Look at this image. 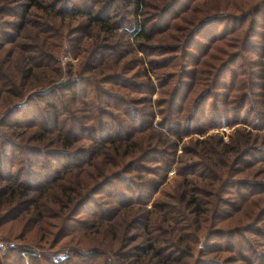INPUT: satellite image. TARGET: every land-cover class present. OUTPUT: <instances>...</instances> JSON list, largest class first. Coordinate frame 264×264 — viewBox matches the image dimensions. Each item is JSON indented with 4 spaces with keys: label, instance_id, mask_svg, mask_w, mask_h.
Wrapping results in <instances>:
<instances>
[{
    "label": "rangeland",
    "instance_id": "374dc122",
    "mask_svg": "<svg viewBox=\"0 0 264 264\" xmlns=\"http://www.w3.org/2000/svg\"><path fill=\"white\" fill-rule=\"evenodd\" d=\"M119 1L120 17L127 0ZM168 1L146 0L133 21L126 20L129 14L120 17L123 26L112 33L119 36L145 22L151 38L137 44L129 34L134 53L127 56L132 58L127 72L107 84L104 76L118 64L111 56L110 65L86 58L93 36L75 33L71 18H50L43 9L23 16L26 38L16 41L41 45L43 34L37 31L47 29L43 21L54 25L44 46L51 67L60 66L53 82L78 65L92 81L78 86V101L65 99L59 129L42 136L34 128L35 103L13 114L16 104L25 103V97L12 94L20 71L11 59L18 47L6 40L16 32L8 27L16 16L0 21L1 30H9L0 32V110L5 106L0 119L6 115L17 129L26 128L14 136L23 140L19 148L0 144V264H103L106 254L117 264H264V0H175L165 10ZM6 5L17 13L14 0H0V10ZM42 70L30 78L26 93L47 87ZM0 129L2 136L6 128ZM171 141L174 163L167 165ZM63 142L73 156L51 158L20 148ZM155 145L160 152L146 150ZM234 146H239L235 155ZM129 159L140 161L134 175L124 170ZM65 164L80 165L57 177ZM48 168L54 169L51 183L41 180ZM103 176L110 178L95 201L81 208L80 194L66 206L73 180L87 183L83 192ZM135 180L146 184L138 190ZM190 197L203 210L192 212ZM136 198L140 201L128 202ZM147 237L157 249L139 251L135 245Z\"/></svg>",
    "mask_w": 264,
    "mask_h": 264
},
{
    "label": "trees",
    "instance_id": "16d2710c",
    "mask_svg": "<svg viewBox=\"0 0 264 264\" xmlns=\"http://www.w3.org/2000/svg\"><path fill=\"white\" fill-rule=\"evenodd\" d=\"M117 1L120 2L119 0H55L51 2H44L42 0H14L15 6L18 8L17 13L14 11H7L9 10L7 5L4 7L3 11L0 10V14L2 15V18L0 21H2L3 18L5 20H8L5 15L11 14L16 16L14 20H11L10 25V30L12 28L13 31L16 32H11L9 35V39H6L10 44H14L15 46L18 47V52L17 54L11 59V61L15 64L16 68L19 72L18 77L16 76L13 78L12 81V87L14 86L16 88V91L13 90V95L17 99H21L25 97V100L23 104H16L15 106L17 108L14 109L13 114L15 113H22L24 110H26V105L29 104V102L35 103L34 105L38 108L37 114L39 120L36 124V127L40 130L39 135L42 136L44 132L51 131L50 128L56 130L59 129L57 125L60 123L61 119V105L65 103V99L70 100V102H75L78 101L77 99V93H78V86L83 83H87L88 85L92 84V81L85 79L82 77V72L80 70V66L76 67H69L68 68V76L67 78L58 81V82H53L56 80L59 76V68L58 67H51V60L50 56L51 54L49 51L44 47L45 44L46 46H49V43H46L47 37L45 34H48L51 29L54 28L53 23L49 22L50 19H46L43 21V26H46L47 29H38V34H43V39L42 42L43 44L37 45L32 42H27V41H16V38H26V34H24L23 29L26 28L27 22L24 23L23 16L26 13H32L30 10L31 9H43L44 12L48 13L50 18H59L61 19H72V23L75 31V33L78 31H81L85 38L87 36H93V39H90L87 41V45L85 48L86 54L88 53L86 58H91L92 56H95V61L94 64L97 62L101 63H107L110 65L109 59L114 60L118 64V68H114L109 72V75H105V83H110L115 80V78H118L119 74L127 72L124 70V66L128 67V62L132 59L131 57H127L129 54L134 53V47L132 43L130 42L129 34L134 37V41L138 44L141 39L144 38H151L149 33H151L148 29H146L145 22H143L141 27L133 25L130 26L131 32L125 33L122 32L119 36L115 33H112V29L117 26H123L122 24L119 25V20L121 19L120 17L126 15L127 21H131L132 19L131 16L134 15V13L137 12L138 8L140 7L141 4L145 3L146 0H127V6L126 8H122V15L119 17V9L117 7ZM168 7L165 10H170L171 6L176 2L175 0H169L168 1ZM125 12V14H124ZM170 12V11H169ZM163 14V13H162ZM62 16V17H61ZM133 21V20H132ZM0 27V32H3L5 35L9 33V30L4 29L1 30L2 28V23ZM140 24V23H136ZM51 28V29H50ZM128 29V27L126 28ZM59 34H62V31L59 30ZM14 33V34H13ZM110 33V34H109ZM125 33V35L123 34ZM60 36V35H57ZM256 36H258L256 34ZM113 38L115 40H113ZM20 40V39H19ZM121 41V42H119ZM119 47H117V45ZM2 48V46L0 47ZM121 49V50H120ZM108 56H111V58L108 59ZM132 56V55H131ZM104 57V58H103ZM85 61V58H84ZM84 63V62H83ZM140 64H143V61L141 59ZM144 65V64H143ZM54 66V65H53ZM95 65L92 66V68L89 71H92ZM38 69H43L42 72H44L43 76V82L47 85V87H42V89L38 90H33L30 93H26L28 89L30 88V78L34 75L35 71ZM143 75L147 76V73L145 71V67H143ZM24 76L23 79H20ZM84 76V75H83ZM55 78V79H54ZM147 81V80H146ZM104 82V81H103ZM94 91L96 88V84L92 85ZM10 90V89H9ZM7 93V92H6ZM26 93V94H25ZM25 94V95H24ZM93 94V93H92ZM24 95V96H23ZM23 96V97H22ZM95 96L94 94L92 97ZM210 96V95H208ZM33 105V106H34ZM5 107V106H4ZM1 108V111L3 108ZM254 113L252 112L250 115L254 118ZM10 115V114H9ZM17 118V117H16ZM29 124H33V122H29ZM0 126L5 129L4 132H1L0 136V144L3 146H12L13 149L19 148L18 146H21L18 142L22 143L23 140H19L15 138L14 136L19 135V132H24V127L21 128V126L18 128L16 127V123L13 122L11 123L9 119L6 117L0 119ZM0 127V128H1ZM34 128H27L28 130H32ZM1 130V129H0ZM18 130H21L18 132ZM73 133V129H70ZM138 130V129H137ZM141 128L139 129V131ZM134 131V130H133ZM18 132V133H16ZM133 133H130L126 137L118 136L115 138V140H126L132 136ZM99 135L101 134H95V137L99 138ZM247 136L250 138V134H247ZM63 138H61L62 141H65L68 149V145H70V141L67 138V135H62ZM93 138V137H91ZM173 142H175L173 139H171ZM169 142V144H166L169 146L172 154L171 160L167 159L165 163L167 165H171L174 163V152H175V147L176 144ZM163 144L165 143V140L162 142ZM25 144V143H24ZM64 142L63 144L61 143L60 145H55L53 147H48V148H43L41 145H26L22 146L20 148L27 150L26 152H31L33 154H44L46 156H49L51 158H56L57 156L60 155H69L73 156V154L70 151H67L64 148ZM149 153H156L160 152V147L159 145H155L151 148L146 149ZM160 150V151H159ZM231 153L233 152L234 155L239 151V146L238 147H232L230 150ZM187 152V151H186ZM1 153V152H0ZM129 154V153H128ZM147 156V155H146ZM145 156V159H146ZM231 155H228L226 157V160H230ZM4 156L2 157V159ZM242 159V157H241ZM225 160V166L228 167V164ZM162 161V159H161ZM140 161L138 162L136 159H129V161L124 162L123 165H125V169L127 172L131 173L134 175V172H138V168ZM80 164L77 165H63L64 167L60 169V172L58 173L57 177L61 175L63 172L71 169L72 167L79 166ZM54 169L48 168L46 172H44L43 177H41V180H44L51 183L54 179V176L52 175V171ZM152 172V171H151ZM103 173H98L94 174L92 173V177L96 178ZM115 175L112 176L110 179V182H113L115 180ZM104 177V176H103ZM102 177V178H103ZM117 177V176H116ZM139 177V176H138ZM50 178V179H49ZM81 178V177H80ZM77 178L73 180V187L69 193L70 195L67 196L65 199L66 206H68L74 199L77 200V196L80 194H83L81 197V200H77L76 205H83L86 202L90 201H95V196L94 195L96 192H102L103 188V183L104 180L110 178V177H104L102 180L100 178V181L98 183H93L90 187L88 186L86 189L84 188V191L82 192V188L80 187H85L87 183L83 181L82 179ZM49 179V180H48ZM126 182H130L132 180V177L127 176L125 177ZM124 180V181H125ZM134 182L137 183V188L144 187L146 183L143 181H138L135 180ZM113 184V183H112ZM146 187V186H145ZM75 194V195H74ZM79 197V198H80ZM134 201H140L139 198H136L135 200H130L128 202L132 203ZM122 202V201H119ZM187 203L192 205V212L199 213L201 210H203V206L199 204L194 197H190L187 199ZM77 208V207H75ZM83 208V206L81 207ZM83 210V209H81ZM102 211H109V208L107 210L103 209ZM108 217V216H107ZM149 243L145 244L147 241ZM150 239L144 238V242L142 243H137L135 245L136 248H138L139 251L142 252H149V251H154V249H157V245L154 243V241H150ZM156 252V251H155ZM86 252H82L81 254H85ZM89 253V252H87ZM157 255L160 253L156 252ZM79 255V254H78ZM77 255V256H78ZM82 256V255H81ZM97 255L94 253L93 255H90V258L96 257ZM165 256V255H164ZM104 262L103 264H117V261L113 260L114 258L108 257V254H106L104 257Z\"/></svg>",
    "mask_w": 264,
    "mask_h": 264
}]
</instances>
